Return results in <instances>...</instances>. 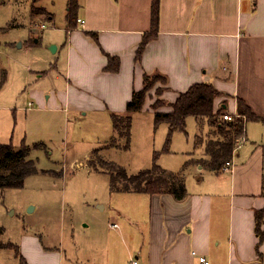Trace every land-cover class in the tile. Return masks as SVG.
I'll list each match as a JSON object with an SVG mask.
<instances>
[{"label":"crops","instance_id":"0c3cea01","mask_svg":"<svg viewBox=\"0 0 264 264\" xmlns=\"http://www.w3.org/2000/svg\"><path fill=\"white\" fill-rule=\"evenodd\" d=\"M152 1L78 0L77 19L84 24L77 22V27L69 30L65 26L64 40L48 36L44 49L47 52L49 45L55 46L52 78L64 82L62 90L53 89L45 96V90L34 87L29 96L35 102L28 101L31 104L27 102L25 108L0 104V110H24L25 128L27 120L34 124L39 117L46 118L48 124L53 119L66 120L71 107L85 115L93 107V112L111 119L113 113L125 114L132 92L143 87L144 75H160L166 83L157 95L164 102L159 110L168 112V105L191 85L211 84L220 93L213 111L223 108L245 123L244 140L235 147L230 168L211 171L196 163L206 159L208 142L195 145V134L193 150L184 155L195 163L182 173L184 199L177 201L170 194L128 193L130 196L124 197L128 200L126 211L114 210L129 225L120 232L123 259L116 257L110 244L112 249L108 253L107 245L104 260L107 264H128L133 255L138 264H264V0H158L157 36L148 42L137 62L135 53L142 35L151 28ZM104 53L119 60L117 72L104 70ZM31 67L27 71L33 72L36 80L47 76V68ZM72 94L77 101L73 105ZM238 102L261 120L246 121L239 116ZM152 103L146 97L132 120L147 111L153 115ZM192 118L198 131L206 133V121ZM15 123L14 113L3 118L0 145L16 147L12 143ZM41 132L48 136L33 142L25 133L19 145L45 146L43 141H50L51 134ZM261 210L263 239L258 244L255 214ZM37 255L40 262H24L65 264L60 250L38 248Z\"/></svg>","mask_w":264,"mask_h":264},{"label":"rangeland","instance_id":"374dc122","mask_svg":"<svg viewBox=\"0 0 264 264\" xmlns=\"http://www.w3.org/2000/svg\"><path fill=\"white\" fill-rule=\"evenodd\" d=\"M67 3L68 0H0V29H3L0 32V84L3 82L0 104L25 108L28 101L35 102L29 96L31 88L45 90V96H50L53 89L62 90L64 82L52 78L57 55L50 45L47 52L44 49L48 36L65 39ZM37 39L40 43H36ZM31 66L47 68V76L42 81L36 80L34 73L27 71ZM162 89L161 81L152 80L147 98L153 102ZM71 96V104H76L75 95ZM79 110L71 107L67 119L61 122L53 119L48 124L43 117L37 118L34 124L27 120L26 128L24 110H0V123L4 117L15 115L12 143L16 150L22 147L19 141L25 133L33 142L48 136L41 130L51 134L50 141H43L44 147H29L28 158L34 162L37 173L27 176L21 187L1 190L3 233L0 239L17 245L26 262L27 259L40 262L37 255L40 248L50 252L60 250L65 264H107L104 260L107 245L108 253L113 245L116 257L122 260L120 232L129 225L114 210L126 211L128 200L124 197L130 195L110 192L109 175L96 158L92 160L93 154L98 153V159L101 157L133 175L150 168L153 153L160 152L165 145L168 125L153 126V115L148 111L132 120L130 142L126 146L113 130L110 118L93 112V107L88 108L87 115ZM196 124L189 117L187 133L172 135L170 152L161 153L157 159L160 167L182 172L185 160L189 159L184 155L193 150L195 134L201 143L210 141L211 137L219 139L215 128H208L204 133L198 131ZM115 222L119 225L117 229L111 227ZM123 239L126 240L125 235ZM130 259H134L133 255ZM19 262L13 250L0 249V264Z\"/></svg>","mask_w":264,"mask_h":264},{"label":"trees","instance_id":"16d2710c","mask_svg":"<svg viewBox=\"0 0 264 264\" xmlns=\"http://www.w3.org/2000/svg\"><path fill=\"white\" fill-rule=\"evenodd\" d=\"M79 5L78 0H68L66 13V28L73 29L77 27V11ZM151 28L148 33L142 35L141 42L135 53V60L139 58L149 41L157 36L158 31V16H159V1L153 0L151 3ZM12 25L10 24L9 27ZM8 28V27H7ZM6 28V29H7ZM3 29H0V32ZM97 43L95 35L88 33ZM107 65L105 71L117 72L119 69V60L104 53ZM151 80V81H150ZM152 80H159L162 84L166 83L164 77L160 75L143 77V87L140 90L133 91L130 100L126 103L125 114L111 115L113 130L118 136L124 140L126 146L130 142V129L132 123V114L140 112L146 101L150 84ZM159 90L157 95L161 93ZM220 96V93L208 83H196L191 85L185 92L180 93L173 103H170L168 112H161L160 107L164 105L161 99H155L150 106L154 116V126L157 127L161 123L168 125L167 137L165 145L160 152H154L152 156V165L150 168L141 170L136 174L128 175L126 170L114 164H109L107 161L98 159V153L93 154L92 160H98V164L105 168V172L109 175V188L112 193H142L147 195L154 194H170L175 200L179 201L186 196L185 180L182 175L184 169L195 164L194 161L188 160L184 163L181 171L174 173L160 167L156 162L161 153H169L174 132H186V119L195 117L201 121H206L209 128H215L220 135L219 139L208 141L205 148L206 159L200 162L204 168L211 171L222 170L227 162H230L233 156L238 140L243 138L245 123L242 119L236 117L232 121L226 122L223 120V115L227 114L223 108H219L216 112L213 111V102L215 98ZM238 114L244 116L246 121L261 120L247 108L238 102ZM198 136L195 137V145H198ZM43 146V144L35 145L34 147ZM44 147V146H43ZM30 148L22 145L16 150L11 144L0 145V196L3 188H17L23 186L27 176L37 173V169L32 160L28 158ZM97 168V165L94 164ZM101 166V167H102ZM93 167V165L91 166ZM94 169V168H93ZM96 170V169H94ZM263 210L255 214V233L258 237V244L263 239L262 230ZM3 229L0 228V236ZM0 249L13 250L15 256L24 262L17 245L11 242H3L0 239ZM24 264H26L24 262Z\"/></svg>","mask_w":264,"mask_h":264},{"label":"built area","instance_id":"2783aa9c","mask_svg":"<svg viewBox=\"0 0 264 264\" xmlns=\"http://www.w3.org/2000/svg\"><path fill=\"white\" fill-rule=\"evenodd\" d=\"M77 22H79L81 26L84 24V22L81 21V20H77ZM222 118H223V120H225V121H231V120H233L234 116H232V115H230V114H224ZM243 140H244L243 138L239 139V140H238V143H237V146H238L239 144H241V143L243 142ZM230 166H231L230 162H227V163L225 164V166H224L223 169H229ZM223 169H222V170H223ZM111 227L114 228V229H117V228H118V225H117L116 223H112V224H111ZM199 261L202 262V263H205V259H204L203 257H200V258H199ZM128 264H138V262H137L136 259H131V260L129 261Z\"/></svg>","mask_w":264,"mask_h":264},{"label":"water","instance_id":"95a60500","mask_svg":"<svg viewBox=\"0 0 264 264\" xmlns=\"http://www.w3.org/2000/svg\"><path fill=\"white\" fill-rule=\"evenodd\" d=\"M50 49H51V51L54 52V50H55V46H54V45H51Z\"/></svg>","mask_w":264,"mask_h":264}]
</instances>
